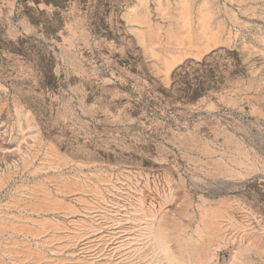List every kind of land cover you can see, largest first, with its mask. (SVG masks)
Instances as JSON below:
<instances>
[{"label": "rangeland", "instance_id": "374dc122", "mask_svg": "<svg viewBox=\"0 0 264 264\" xmlns=\"http://www.w3.org/2000/svg\"><path fill=\"white\" fill-rule=\"evenodd\" d=\"M0 90V264H264V0H0Z\"/></svg>", "mask_w": 264, "mask_h": 264}, {"label": "bare ground", "instance_id": "6f19581e", "mask_svg": "<svg viewBox=\"0 0 264 264\" xmlns=\"http://www.w3.org/2000/svg\"><path fill=\"white\" fill-rule=\"evenodd\" d=\"M206 4V3H205ZM1 91V90H0ZM3 91V90H2ZM4 93H5V91H4ZM1 122H3V121H1ZM54 160V159H53ZM51 161V160H50ZM58 162V161H57ZM4 164V163H3ZM51 164V163H50ZM54 164V163H53ZM59 164V163H58ZM56 165V164H55ZM4 166H6V165H4ZM59 166V165H58ZM7 167V166H6ZM3 168V167H2ZM5 168V167H4ZM4 171V170H3ZM1 172V171H0ZM166 188V187H165ZM205 193H206V191H205ZM205 195V194H204ZM211 197V196H210ZM209 197V198H210ZM171 198H172V196H171ZM174 198V197H173ZM205 199V198H204ZM177 200V199H176ZM206 200H208V201H210V199H208V198H206ZM170 201V200H169ZM172 201V200H171ZM207 201V202H208ZM167 202V201H166ZM169 203V202H168ZM174 203V202H173ZM205 203V202H204ZM163 204H166L165 202L163 203ZM162 204V205H163ZM168 205V204H167ZM166 205V206H167ZM166 206H163V207H165L166 208ZM171 206V205H170ZM167 209V208H166ZM177 209V208H176ZM164 210V209H163ZM180 210V209H179ZM210 211V210H209ZM163 212V211H162ZM167 212V211H166ZM214 213H215V211H214ZM218 213V212H217ZM219 214V213H218ZM161 215V214H160ZM163 215H165V214H163ZM172 215V214H171ZM217 215V214H216ZM156 216V215H155ZM159 216V215H158ZM174 216V215H173ZM191 216V215H190ZM212 216H213V214H212ZM171 217V216H170ZM200 217V216H199ZM202 217V216H201ZM215 217V216H214ZM218 217V216H217ZM221 217V216H220ZM253 217H255V216H253ZM3 218V217H2ZM173 218V217H172ZM222 218V217H221ZM223 218H224V216H223ZM234 218V217H233ZM260 218V217H259ZM1 219V218H0ZM216 219V218H215ZM214 219V220H215ZM239 219H241V218H239ZM246 219V218H245ZM256 219V218H255ZM6 220V219H5ZM231 220H232V218H231ZM1 221V220H0ZM116 221H119V220H117L116 219ZM127 221V220H126ZM164 221H165V219H164ZM174 221H175V219H174ZM239 221V220H238ZM3 222V221H2ZM121 222V221H120ZM172 222V221H171ZM260 222V221H259ZM259 222L257 221V223L259 224ZM7 222H5V224H6ZM144 223H145V221H144ZM152 224H153V222H151ZM150 223V225H152ZM156 223H158V222H156ZM173 223V222H172ZM203 223V222H202ZM220 224H221V222H219ZM223 223V222H222ZM249 223V222H248ZM2 225H3V223H1ZM116 224V223H115ZM167 224V223H166ZM211 225V227L212 228H215V227H217L218 228V226H216V225H214L213 223H210ZM230 224H232V223H230ZM229 224V225H230ZM238 224H239V222H238ZM8 225V224H7ZM117 225V224H116ZM143 224H141L140 226H142ZM157 225V224H156ZM226 225H228V224H226ZM225 225V226H226ZM236 224L234 223V226H235ZM164 226V225H163ZM174 226V225H173ZM224 226V227H225ZM231 226H233V225H231ZM247 226H248V224H247ZM251 226V225H250ZM100 227V226H99ZM126 227V226H125ZM134 227V226H133ZM153 227H154V225H153ZM199 227V226H198ZM220 227V226H219ZM236 227L237 228H240V227H238L237 225H236ZM244 228H245V226H243ZM14 228V227H13ZM101 228V227H100ZM150 227H148V229H149ZM155 228V227H154ZM157 228H158V226H157ZM168 228H169V226H168ZM206 228V227H205ZM236 228V229H237ZM264 228V227H263ZM1 229V228H0ZM9 229V228H8ZM118 229V228H117ZM162 229H166V228H162ZM161 229V230H162ZM176 229V228H175ZM226 229V228H225ZM235 229V230H236ZM241 229V228H240ZM257 229V228H256ZM116 230V229H115ZM132 229H130V231H131ZM150 230V229H149ZM167 230V229H166ZM171 230V229H170ZM180 230V229H179ZM188 230V229H187ZM198 230V229H197ZM206 230V229H205ZM204 230V231H205ZM233 230H234V228H233ZM251 230H252V228H251ZM121 231V230H120ZM134 231V230H133ZM164 231V230H163ZM171 231H173V230H171ZM175 231V230H174ZM173 231V232H174ZM196 231V230H195ZM225 231V230H224ZM241 231V230H240ZM244 231V230H243ZM261 231V230H260ZM105 232V231H104ZM117 232V231H116ZM127 232V231H126ZM129 232V231H128ZM127 232V233H128ZM135 232V231H134ZM178 232V231H177ZM234 232V231H233ZM119 233V232H118ZM122 233V232H121ZM127 233H125V234H127ZM138 233V232H137ZM148 234L149 236H152L153 237V242H154V247L151 249V253H150V255H148V257H150V258H152L151 260H154L155 261V264H183L182 262H179L180 260H177L176 261V259H174L173 257H170L169 255H168V253L166 252V251H168L169 250V247H167L166 246V244H165V241L164 240H162V239H160V235H159V233L156 231V230H154L153 228L150 230V231H144V232H141L140 234H139V238H140V244H138V246H137V248H139V247H142V243L144 242V243H146L147 241L144 239V238H142V234ZM124 234V235H125ZM130 234V233H129ZM169 234V233H168ZM177 234V233H176ZM199 235V234H198ZM203 235V234H202ZM242 235H244L243 233H242ZM251 235V238L252 239H254L255 237H257L258 238V242L260 243V241L263 239L264 240V233L262 234H253L254 236V238L252 237V233L250 234ZM119 236V235H118ZM128 236V235H127ZM126 236V237H127ZM131 236V235H130ZM144 236V235H143ZM146 236V235H145ZM182 236V235H181ZM208 236V235H207ZM138 237V236H137ZM239 237H240V235L239 234H237V233H234V234H231V233H229V234H224V235H221V234H214L213 233V239L214 240H212V241H210V239H208L209 240V256H208V258H206V260H205V264H219L218 262H220V260L222 259L223 261V263L225 262H227V259L226 258H228L227 256H226V254L225 255H222V252L224 251L223 249H221V253H218V251H219V249H220V245H219V240L220 239H222L223 241L224 240H233L235 243H236V241L239 239ZM119 238V237H118ZM245 238H246V236H245ZM138 239V238H137ZM136 239V240H137ZM149 239V238H148ZM113 240V239H112ZM111 240V242H113ZM119 240V239H118ZM121 240V239H120ZM180 240V239H179ZM183 240V239H182ZM197 240V239H196ZM117 241V240H116ZM135 241V240H134ZM139 241V240H138ZM189 241V240H188ZM110 242V243H111ZM173 242V241H172ZM184 242V241H183ZM207 242V241H206ZM249 242H251V240L249 241ZM123 243V242H122ZM125 243V242H124ZM134 243V242H133ZM139 243V242H138ZM203 243V242H202ZM227 243V242H226ZM120 244V243H119ZM129 244V243H128ZM137 244V243H136ZM187 244V243H186ZM122 245V244H121ZM120 245V246H121ZM147 245V244H146ZM183 245V244H182ZM23 246V245H22ZM114 246V245H113ZM116 246V245H115ZM114 246V247H115ZM118 247V248H121V247ZM128 246V245H127ZM135 246V245H134ZM171 246V245H170ZM177 246V245H176ZM186 246V245H185ZM192 246V245H191ZM205 246V245H204ZM252 246V245H251ZM10 247V246H9ZM8 247V248H9ZM125 247V246H124ZM180 247H181V245H180ZM207 247V246H206ZM4 248V247H3ZM3 248H2V252H3ZM20 248V247H19ZM25 247L23 246V249H24ZM116 248H117V246H116ZM135 248H136V246H135ZM143 248V247H142ZM183 248V247H182ZM192 248V247H191ZM261 248V247H260ZM11 249H13V250H15L14 248H11ZM10 249V250H11ZM149 249V248H148ZM196 249H197V247H196ZM195 249V250H196ZM259 249V248H258ZM6 250V249H5ZM12 250V251H13ZM27 250V249H26ZM118 250V249H117ZM121 250V249H120ZM132 250V249H131ZM178 250V249H177ZM180 250V249H179ZM184 250V249H183ZM194 250V249H193ZM203 250V249H202ZM217 250V252H214V251H216ZM223 250V251H222ZM226 250V249H225ZM228 253H229V256H230V259H233L237 254H238V251H237V249L235 248V247H228ZM248 250H249V248H248ZM247 250V251H248ZM6 251H8V250H6ZM10 252V251H9ZM8 252V253H9ZM32 252V251H31ZM30 252V253H31ZM33 252H35V251H33ZM117 252V251H116ZM183 252V251H182ZM203 252V251H202ZM249 252V251H248ZM253 252V251H252ZM4 253H5V251H4ZM18 253H19V251H18ZM125 253V252H124ZM133 253V252H132ZM147 253V252H146ZM217 253V255H214V254H216ZM225 253V252H224ZM264 253V252H263ZM13 254V253H12ZM11 254V255H12ZM28 254V253H27ZM141 254V253H140ZM189 254V253H188ZM196 255V254H195ZM205 255V254H204ZM23 256V255H22ZM27 256V255H26ZM36 256V255H35ZM198 256V255H197ZM214 256H215V258H216V261H215V258H214ZM217 256V257H216ZM260 256V255H259ZM15 257H16V255H15ZM124 257H126V255L124 256ZM144 257V256H143ZM201 257V256H200ZM202 257H203V255H202ZM220 257H221V259H220ZM3 258H4V256H3ZM11 258V257H10ZM16 258H18V257H16ZM47 258V257H46ZM119 258V257H118ZM145 258H146V255H145ZM6 259V258H5ZM12 259H14V258H12ZM29 259V258H28ZM38 259V258H37ZM2 260H4V259H2ZM21 260V259H20ZM31 260H33V258L31 259ZM35 260V259H34ZM39 260V259H38ZM122 260V259H121ZM146 260V259H145ZM145 260H143V261H145ZM196 260V259H195ZM248 260V259H247ZM256 260V259H255ZM17 261V260H16ZM15 261V262H16ZM23 261V260H22ZM21 261V262H22ZM25 261V260H24ZM70 261V260H69ZM192 261V260H191ZM231 261V260H230ZM2 262V261H1ZM9 262V261H8ZM11 263H12V261H10ZM18 262V261H17ZM27 262V261H26ZM40 262V261H39ZM54 262V261H53ZM71 262V261H70ZM150 262V261H149ZM255 262V261H254ZM264 262V261H263ZM36 263H38V261L36 260V262H35V264ZM55 263V262H54ZM61 263V262H60ZM203 263V264H204ZM222 263V264H223ZM248 263H249V261H248ZM251 263V262H250ZM25 264V263H24ZM27 264H28V262H27ZM33 264V263H32ZM56 264V263H55ZM151 264V263H150ZM185 264V263H184ZM227 264V263H226Z\"/></svg>", "mask_w": 264, "mask_h": 264}]
</instances>
